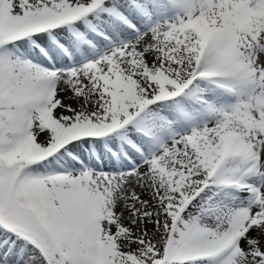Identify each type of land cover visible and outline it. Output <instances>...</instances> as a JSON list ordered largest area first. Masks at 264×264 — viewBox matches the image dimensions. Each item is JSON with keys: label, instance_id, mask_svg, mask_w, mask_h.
Instances as JSON below:
<instances>
[{"label": "snow or ice", "instance_id": "6c2138e0", "mask_svg": "<svg viewBox=\"0 0 264 264\" xmlns=\"http://www.w3.org/2000/svg\"><path fill=\"white\" fill-rule=\"evenodd\" d=\"M0 264H264V0H0Z\"/></svg>", "mask_w": 264, "mask_h": 264}]
</instances>
